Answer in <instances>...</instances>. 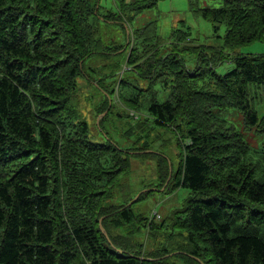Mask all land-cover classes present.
<instances>
[{
	"label": "trees",
	"instance_id": "trees-1",
	"mask_svg": "<svg viewBox=\"0 0 264 264\" xmlns=\"http://www.w3.org/2000/svg\"><path fill=\"white\" fill-rule=\"evenodd\" d=\"M99 1L0 0V264H172V256L184 264H264V148L253 151L222 116L240 112L244 127L264 139V54L233 51L264 41V0L192 4L216 30L224 26L220 48L194 44L181 29L163 43L154 21L131 27L157 0H116L104 12ZM111 25L133 38L127 50L104 39ZM124 55L144 84L120 78L138 91L119 93L128 116L137 119L142 109L156 128L185 130L176 171L166 156L157 158L161 189L190 194L159 222L133 209L151 187L116 203L114 189L126 188L121 177L140 153L93 140L75 105L77 80L91 76L84 65L95 57L118 64ZM114 74L93 84L106 93L105 120L116 119L114 90L105 89ZM148 236L154 240L145 247Z\"/></svg>",
	"mask_w": 264,
	"mask_h": 264
},
{
	"label": "rangeland",
	"instance_id": "rangeland-1",
	"mask_svg": "<svg viewBox=\"0 0 264 264\" xmlns=\"http://www.w3.org/2000/svg\"><path fill=\"white\" fill-rule=\"evenodd\" d=\"M114 1L116 0H100V12H104L107 7H113ZM193 3L199 6L218 7L223 4V0H157L155 5L145 7L137 15V18L131 23V27L137 28L138 25L143 27L148 22L154 21L157 25L158 36L162 39L161 42L163 43L168 44L173 40V30L181 29L190 32V38L193 39L192 42L194 44L211 45L214 48H220L223 45L224 26L219 25L220 28L216 30L212 22L202 16L195 15L192 9ZM182 23L184 26H182ZM130 30L131 28H128L129 33ZM103 36L106 41H116L117 44H122L124 49L130 45L129 41L133 40L132 37L127 38L123 31L115 25H111L109 28L103 30ZM164 51L167 52L168 47L164 48ZM228 51L232 50H224V52ZM233 51L239 55H261L264 54V41L253 40L235 48ZM194 61H196V58L192 57L187 63L190 69L194 68ZM118 64L112 62L109 57H95L87 65H84L85 70L91 73V76L90 80H77L78 89H76L74 95L75 105L81 117L89 123L90 136L93 140L99 142L111 140L122 148H133L134 150H130V153H140L138 157H130L129 173L121 177V183L126 188L114 189L115 194L118 196L116 203H121L119 197L123 198L125 195L134 199L142 193L145 186L146 188H156L157 190H154L150 197H145L141 201L136 202L133 209L145 216H151L156 211L159 215L156 220L159 222L163 218L168 217L176 207L181 206L182 202L190 194L189 189L182 187L176 188L173 191L168 188L166 190L164 188L161 189L160 184L164 182L162 176L163 162L157 158V155L160 157L166 156L168 158L169 170L175 172L179 162L180 150L178 141L185 140L179 134H184L185 130H182L178 134L176 130L170 127L156 128L150 122L151 118L147 112L142 109H136L140 114L139 118H130L127 114V109L130 108L126 104L121 103L119 93L131 96V93H138V91H135L127 83H134L139 86H143L144 84L136 75L130 72L132 69L126 65L125 55L124 57H119ZM232 67L233 63L230 62L217 68L216 71L222 74ZM107 72L116 73L112 76L114 79L111 82L105 83V89L114 90V98L112 96L114 102L113 112L110 113L116 118L113 120L111 118L109 120L103 119L100 109L106 93L99 91L93 86L95 81L101 84L103 79H100V77L104 76ZM121 77L127 82L125 86L119 82ZM156 95L158 100L162 101L164 94L157 93ZM257 109L261 115L263 107L258 105ZM222 116L228 119L240 131L244 140L253 148V151L264 148V139L255 132V129L244 127L240 112L229 110L222 114ZM147 133H149V136ZM142 151L145 153L141 156ZM154 151H156V154L150 153ZM256 156L257 154L254 153L252 159L255 160ZM143 236V233L138 234V240L143 241ZM157 238L160 239L161 236ZM153 240L154 238L148 236L145 247H150L149 244ZM170 262L172 264H184L182 259L177 256H172Z\"/></svg>",
	"mask_w": 264,
	"mask_h": 264
},
{
	"label": "bare ground",
	"instance_id": "bare-ground-1",
	"mask_svg": "<svg viewBox=\"0 0 264 264\" xmlns=\"http://www.w3.org/2000/svg\"><path fill=\"white\" fill-rule=\"evenodd\" d=\"M252 169H254V168H252ZM224 174V173H223ZM224 178H225V176H224ZM229 178V177H228ZM218 179V178H217ZM223 180V179H222ZM228 180V179H227ZM224 181V180H223ZM220 182V181H219ZM227 182V181H226ZM218 182H216V184H217ZM240 183H242V182H240ZM224 184V183H223ZM218 185V184H217ZM225 185V184H224ZM230 185V184H229ZM221 187V186H220ZM223 188V187H222ZM228 188V187H227ZM239 189V188H238ZM243 189V188H242ZM224 191V190H223ZM227 194H228V192H227ZM245 194V193H244ZM232 195V194H231ZM243 195V194H242ZM238 196V195H237ZM232 197V196H231ZM241 197V196H240ZM242 198H245V197H242ZM214 200V199H213ZM239 200V199H238ZM214 202H215V200H214ZM246 202V201H245ZM227 203H229V202H227ZM226 204V203H225ZM224 208H226V207H224ZM234 208V207H233ZM242 209V208H241ZM235 212V211H234ZM241 212V211H240ZM239 213V212H238ZM242 213H243V211H242ZM234 214V213H233ZM222 215V214H221ZM236 216V215H235ZM238 217L240 218L241 216H239L238 215ZM237 217V218H238ZM223 218V217H222ZM225 218V217H224ZM228 219V218H227ZM242 219H243V217H242ZM225 220V219H224ZM244 220V219H243ZM229 230V229H228ZM228 237V236H227ZM248 237V236H247ZM231 238V237H230ZM178 245V244H177ZM179 245H180V243H179ZM191 252V251H190ZM186 256V255H185Z\"/></svg>",
	"mask_w": 264,
	"mask_h": 264
},
{
	"label": "water",
	"instance_id": "water-1",
	"mask_svg": "<svg viewBox=\"0 0 264 264\" xmlns=\"http://www.w3.org/2000/svg\"><path fill=\"white\" fill-rule=\"evenodd\" d=\"M110 102H111V101H110ZM149 190H153V191H154V190H157V189H156V188H150ZM137 197H138V196H137ZM137 197H135L133 200H136ZM133 200H132V201H133ZM132 201H130V203H131Z\"/></svg>",
	"mask_w": 264,
	"mask_h": 264
}]
</instances>
